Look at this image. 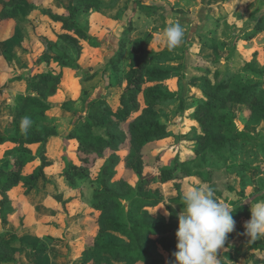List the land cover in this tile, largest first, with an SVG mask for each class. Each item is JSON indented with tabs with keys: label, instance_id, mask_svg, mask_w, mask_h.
I'll return each mask as SVG.
<instances>
[{
	"label": "rangeland",
	"instance_id": "1",
	"mask_svg": "<svg viewBox=\"0 0 264 264\" xmlns=\"http://www.w3.org/2000/svg\"><path fill=\"white\" fill-rule=\"evenodd\" d=\"M71 1L23 0L13 6L0 4V135L13 132L10 110L21 102L23 95L34 94L25 82H9L11 77L38 65L41 70L61 71L64 78L58 92L48 97L52 110L44 118L58 131V136L51 138L47 145V154L53 162L47 168L49 183L40 182L29 196H12L8 202H4L0 193V233L17 236L14 246L22 252L18 261L9 264H80L81 249L93 245L99 227L91 206L95 194L102 188L91 175L80 178L72 174V184L63 175L72 166L82 172L94 169L92 161L85 163L82 160L78 141L68 135L87 118L93 100L105 98L117 102L130 68V51L135 39L153 35L150 49L157 55L168 49L162 42L165 28L173 22L181 23L184 28L182 43L170 50L171 59L166 65L186 73L181 91L187 103L185 116L178 115V104L159 107L163 113L162 122H182V137L172 133L150 143V160L162 152L167 160L177 154L183 160L191 153L194 122L190 118L197 100L202 97L200 85L205 68L235 71V83H264V33L250 40L242 38L264 14V0H104L102 10L77 15V23L88 31L89 37L82 41L83 53L77 67L61 68L53 44L41 34L47 33L56 39L55 33L45 26V11L62 13ZM130 23L132 31L125 55L119 70H115L111 59L119 51L123 33ZM44 56L51 57L50 63L43 60ZM232 109L237 130L245 129L249 113L237 105ZM140 112L139 108L134 115ZM255 124L252 131L259 134L261 143L254 140L251 142L254 145L243 147L239 141V147L231 152L207 150L192 164L193 169L203 173L210 182L205 184L194 176L183 179L184 189L207 185L216 199L233 209L240 204L247 205L246 211L234 219L235 229L226 239L230 248L221 252L220 264H242L250 256V245L263 239L250 241L244 234V224L251 218L253 198L264 193V125ZM128 125V122L122 124L127 132ZM129 147L128 140L121 145L118 151L122 157L126 156ZM32 150L38 154L39 146H33ZM16 152L12 143H0V165L11 166V158ZM39 165L38 159L27 166L26 172L30 173ZM123 165L121 162L118 177L136 184L138 178L134 171ZM156 184L161 186L164 201L150 207L149 211L167 227L164 233L154 236L159 246L155 258L167 264L168 255L161 249L159 241L174 239L183 205L182 200L171 201L178 196L172 185H164L159 178ZM7 212L13 214L9 223L4 222ZM166 212L170 214L166 215ZM55 240L59 243L54 244ZM45 244L49 248L46 258L28 247Z\"/></svg>",
	"mask_w": 264,
	"mask_h": 264
},
{
	"label": "trees",
	"instance_id": "2",
	"mask_svg": "<svg viewBox=\"0 0 264 264\" xmlns=\"http://www.w3.org/2000/svg\"><path fill=\"white\" fill-rule=\"evenodd\" d=\"M22 1L0 0V4L13 6ZM103 3L104 0H72L62 13L45 11V26L55 33L56 39L47 33L41 36L53 44L61 68L77 67L83 53L82 41L89 37L88 31L77 23V15L92 10L100 11ZM54 27H58V30ZM131 31L130 23L123 33L119 51L111 59L115 70H119ZM261 33H264V14L242 38L250 40ZM152 42L151 34L133 41L130 68L117 102L105 98L93 100L87 118L68 135V138L78 141L82 160L85 163L92 161L94 169L82 172L80 168L72 166L71 171L68 168L63 175L70 184L72 174L80 178L91 175L100 182L102 188L95 194L91 206V212L97 217L98 233L91 247L81 249L80 264H162L161 260L155 258L159 246L154 236L164 233L167 225L149 211L150 207L164 201L161 186L156 184L157 179L178 191V196L171 200L176 203L181 201L183 179L194 176L205 184L210 182L203 173L192 167L207 150L231 152L239 147V141H242L243 147L254 145L251 144L254 140L258 143L262 141L252 129L256 128L255 123L264 125V83H235V71L205 68L200 85L202 97L197 100L190 118L194 122L190 138L192 146L189 147L191 153L183 160L180 154L167 160L162 152L150 160V143L172 133L178 138L182 137V122H162L163 113L159 107L178 104V115L182 118L187 107L181 92L185 71L166 65L171 59L170 50L154 55L150 49ZM43 60L50 63L51 57L44 56ZM63 79L61 71L41 70L38 65L9 79L11 83H27L34 94L23 95L21 102L10 110L9 122L13 132L0 135L1 144L9 142L17 149L11 158V166L0 165V193L4 202H8L12 196H29L40 182L46 185L50 181L47 168L53 162L47 154V145L51 138L58 136V131L44 118L52 110L48 97L58 92ZM236 105L250 115L245 129L240 131L237 130L232 109ZM139 108L141 112L134 115ZM25 116L31 118L32 124L27 131H22L20 125ZM125 122L129 123L128 132L122 127ZM127 140L129 151L122 157L118 150ZM36 145L39 146L38 154L32 150ZM108 150L110 153H107ZM38 159L40 165L27 173V166ZM121 162L125 169L134 171L138 178L136 184L118 177ZM253 201H264V193L255 195ZM246 209L245 204L234 207L233 218L237 219ZM7 214L5 223L13 219L12 213ZM231 236L232 233H229L228 237ZM16 237L6 232L0 233V264L16 262L22 257V252L14 246ZM159 242L161 249L168 255L166 263L175 264L173 253L178 250L176 235L173 240L162 238ZM28 247L41 258L48 255L46 244L43 247ZM229 248L230 245L225 241L217 256L220 257L221 252ZM249 250L250 255H264L263 245L253 244Z\"/></svg>",
	"mask_w": 264,
	"mask_h": 264
},
{
	"label": "clouds",
	"instance_id": "3",
	"mask_svg": "<svg viewBox=\"0 0 264 264\" xmlns=\"http://www.w3.org/2000/svg\"><path fill=\"white\" fill-rule=\"evenodd\" d=\"M183 37L182 24L173 22L165 28L162 42L172 50L181 45ZM31 124L30 117H23L21 130L27 131ZM181 200L183 208L175 233L178 250L173 253L175 264H220L218 250L235 229L234 209L216 199L207 185L185 188ZM250 210L251 218L244 224V234L255 241L264 238V201L252 202Z\"/></svg>",
	"mask_w": 264,
	"mask_h": 264
},
{
	"label": "crops",
	"instance_id": "4",
	"mask_svg": "<svg viewBox=\"0 0 264 264\" xmlns=\"http://www.w3.org/2000/svg\"><path fill=\"white\" fill-rule=\"evenodd\" d=\"M53 243L54 244L55 243H59V241L58 240H55V241H53ZM253 244H259V245H263L264 246V238L262 239V241H260V242H254ZM253 244H251L250 247ZM236 263L237 264L238 263L241 264V262H236ZM242 264H264V255L259 256V255L252 254L247 259H244V261L242 262Z\"/></svg>",
	"mask_w": 264,
	"mask_h": 264
}]
</instances>
